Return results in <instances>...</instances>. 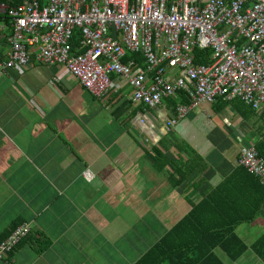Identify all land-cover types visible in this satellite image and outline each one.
Wrapping results in <instances>:
<instances>
[{
  "label": "crops",
  "instance_id": "obj_1",
  "mask_svg": "<svg viewBox=\"0 0 264 264\" xmlns=\"http://www.w3.org/2000/svg\"><path fill=\"white\" fill-rule=\"evenodd\" d=\"M6 34L0 240L24 222L30 231L0 264H264L263 187L238 163L243 145L264 149L261 115L233 101L179 118L167 99L157 108L130 102L118 76L97 99L35 56L5 68ZM157 149L172 162L161 171ZM240 242L247 248L232 258Z\"/></svg>",
  "mask_w": 264,
  "mask_h": 264
},
{
  "label": "built area",
  "instance_id": "obj_2",
  "mask_svg": "<svg viewBox=\"0 0 264 264\" xmlns=\"http://www.w3.org/2000/svg\"><path fill=\"white\" fill-rule=\"evenodd\" d=\"M0 18L10 44L5 68L24 69L35 56L66 69L97 99L109 96L118 76L129 101L147 108L185 91L179 118L201 103L237 98L264 119V0H26L0 3ZM195 48L210 49L211 63L194 64ZM129 53H140L144 66ZM238 163L264 185L255 145L240 148ZM29 231L24 222L1 239L0 258Z\"/></svg>",
  "mask_w": 264,
  "mask_h": 264
},
{
  "label": "trees",
  "instance_id": "obj_3",
  "mask_svg": "<svg viewBox=\"0 0 264 264\" xmlns=\"http://www.w3.org/2000/svg\"><path fill=\"white\" fill-rule=\"evenodd\" d=\"M25 2H26V0H0V3H4V4H7L9 6H18V5H21V4L25 3ZM0 21H5V19L0 18ZM80 40H81L80 33L77 31L75 33L73 39H72L73 46L79 45L80 44ZM210 52H211V50L208 49V48H204V49L195 48L194 51H193L194 64H196V65H208V64H210L211 61H212L211 57L209 56ZM128 58L135 59L140 67H143L144 64H145L144 57L141 56L140 53H129L126 56V59H128ZM167 100H170V102H171L170 104L173 107H175L176 109L180 105H184V104L188 105L189 104V96H188V94L185 91H181L175 97L167 98ZM233 101H239L243 106L248 107L250 110H252V112H255L251 107H249L247 105H244V103L241 102L237 98L229 100V101L223 100L222 98H218V99H216V101L212 105V109H213V111L215 113H219L224 108H226L229 104H231ZM262 119H263V117H262ZM256 148H257V151L259 152V155L264 158V149H262V147L260 146L259 143L256 144ZM156 152H157L156 155L153 156L154 165H155V168L158 171H161L162 169H164L166 167L167 164H169V163L171 164L172 162L170 160H168V159H165L164 161H161V157H160L161 152H160V150L157 149ZM240 167H241V165H240ZM241 169H244V168L241 167ZM244 171L247 172V170H245V169H244ZM249 175L251 176V178L255 179L256 182L259 185H262L263 192H264V185L260 182V180L258 178H256L255 176L251 175V174H249ZM181 181H184L183 178H181ZM261 238H262V236L257 239V241L255 242V245L256 244H262V240L263 239H261ZM217 243H220V242L215 241L212 245H217ZM240 243H241L240 250L237 251L234 254H231L232 258L233 257H237L238 255H240L243 252L242 250L244 248H247V245L243 244L242 242H240ZM157 246H158V244H157ZM42 248H44V246Z\"/></svg>",
  "mask_w": 264,
  "mask_h": 264
},
{
  "label": "rangeland",
  "instance_id": "obj_4",
  "mask_svg": "<svg viewBox=\"0 0 264 264\" xmlns=\"http://www.w3.org/2000/svg\"><path fill=\"white\" fill-rule=\"evenodd\" d=\"M1 46H3V45H0V48H1ZM1 49H2V48H1ZM128 91H130V88L126 87L122 92H123V93H126V92H128ZM127 94H129V92H128Z\"/></svg>",
  "mask_w": 264,
  "mask_h": 264
}]
</instances>
